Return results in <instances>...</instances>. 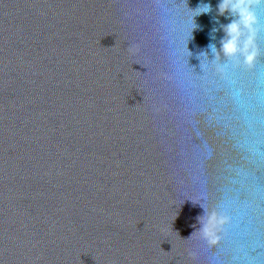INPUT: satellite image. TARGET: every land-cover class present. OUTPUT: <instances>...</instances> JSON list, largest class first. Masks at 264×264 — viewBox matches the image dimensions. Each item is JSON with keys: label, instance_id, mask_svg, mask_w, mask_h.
<instances>
[{"label": "clouds", "instance_id": "1", "mask_svg": "<svg viewBox=\"0 0 264 264\" xmlns=\"http://www.w3.org/2000/svg\"><path fill=\"white\" fill-rule=\"evenodd\" d=\"M264 6V0H219L216 6L217 16H224L228 19V23L219 24V28H214L213 33L222 31L223 36L220 39V47L210 43L208 50L214 56V59L219 60L223 57L226 60H233L252 67L260 56V49L257 43L259 34L262 30L260 19L256 9ZM190 9V8H189ZM194 15L192 16V31L199 27L195 22V17L202 14H210L212 5L210 3H200L195 9H190ZM131 51V49H130ZM208 57V52L199 53ZM203 208V206H201ZM204 209V208H203ZM198 222L201 225L200 231L203 236L212 244L219 240L218 231L228 222L226 216L220 215L215 211L205 212L199 216Z\"/></svg>", "mask_w": 264, "mask_h": 264}]
</instances>
